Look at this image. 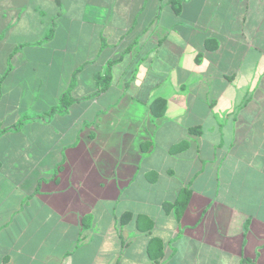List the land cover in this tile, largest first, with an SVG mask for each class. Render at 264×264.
<instances>
[{
    "label": "crops",
    "instance_id": "obj_1",
    "mask_svg": "<svg viewBox=\"0 0 264 264\" xmlns=\"http://www.w3.org/2000/svg\"><path fill=\"white\" fill-rule=\"evenodd\" d=\"M0 264H264V0H0Z\"/></svg>",
    "mask_w": 264,
    "mask_h": 264
},
{
    "label": "trees",
    "instance_id": "obj_2",
    "mask_svg": "<svg viewBox=\"0 0 264 264\" xmlns=\"http://www.w3.org/2000/svg\"><path fill=\"white\" fill-rule=\"evenodd\" d=\"M96 81H97V88L99 91H104L107 87H108V79L107 78H100V77H96ZM71 98L69 97L68 93L63 94V96L61 97L60 100V104L59 107L57 109H52L50 110V114L52 113H58V112H63L65 111V109L67 108V106L69 105V103H71ZM189 192L187 190H183L180 192L179 195V200H181L180 205L177 207L176 206V211L178 213H180L183 208L186 206V202H187V198H188V194Z\"/></svg>",
    "mask_w": 264,
    "mask_h": 264
},
{
    "label": "rangeland",
    "instance_id": "obj_3",
    "mask_svg": "<svg viewBox=\"0 0 264 264\" xmlns=\"http://www.w3.org/2000/svg\"><path fill=\"white\" fill-rule=\"evenodd\" d=\"M49 32H47V34H48Z\"/></svg>",
    "mask_w": 264,
    "mask_h": 264
}]
</instances>
